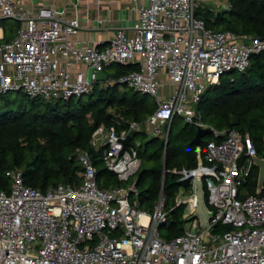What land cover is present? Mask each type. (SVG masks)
<instances>
[{"label": "built area", "instance_id": "1", "mask_svg": "<svg viewBox=\"0 0 264 264\" xmlns=\"http://www.w3.org/2000/svg\"><path fill=\"white\" fill-rule=\"evenodd\" d=\"M147 1L133 0L137 18L130 32L117 27L114 37L100 45L74 40L82 28V0H66L62 6L56 0H0V21L13 18L21 24L5 40L0 23V95L20 91L67 100L90 93L96 82L119 83L150 95L157 104L143 122L131 120L121 131L102 123L91 135V145L103 147L104 165L120 184L99 185L87 149L78 150L83 170L77 185L60 182L41 191L25 183L22 169L7 172L10 189L0 192V264H264V194L243 188L257 149L237 129L209 126L197 109L208 85L231 71H246L252 54L264 52V36L207 27L196 8L208 0ZM212 1L216 11L231 6L230 0ZM113 63L138 68L97 81L95 71ZM88 67H95L91 80ZM163 74L172 85L166 97ZM176 117L210 128L213 138L204 147L197 145L196 168L170 170L190 182L183 187L185 195L178 194L175 206L167 209L163 185L154 211L147 212L138 207V199L132 200L139 194L142 163L133 133L150 129L167 142ZM168 124L163 132L160 127ZM129 135L131 144L124 148ZM198 178L213 211L204 226L198 217L191 218L197 211ZM181 205L184 230L167 240L160 226Z\"/></svg>", "mask_w": 264, "mask_h": 264}, {"label": "trees", "instance_id": "2", "mask_svg": "<svg viewBox=\"0 0 264 264\" xmlns=\"http://www.w3.org/2000/svg\"><path fill=\"white\" fill-rule=\"evenodd\" d=\"M230 3L228 9H208L205 13L197 10L196 14L209 28L263 37L264 0H230ZM2 25L4 39L10 40L21 24L16 20L11 30L5 22ZM111 67L115 70L110 73L106 68ZM137 68L133 63H113L105 70L110 79H118ZM16 92L14 99L7 97L10 92L0 95V192L10 189L7 172L13 168L22 169L25 183L41 191L60 182L79 184L83 170L79 149L91 153L102 188L120 184L117 176L104 165L103 147L96 149L91 145V135L102 123L115 125L121 131L131 120L145 121L157 108L150 95L119 83L96 82L88 94L56 101ZM197 109L209 126L234 128L250 136L258 155L264 157V52L252 54L246 71H231L223 74L218 83L208 85ZM177 119L170 125L167 142L159 136L147 138L145 129L133 133L142 134L146 140L136 145L142 161L137 199L138 207L144 211H154L163 185L168 197L167 209L173 208L175 204L169 206L171 195L183 183L188 186L190 182L180 181L181 175L170 170L197 167L198 146L194 143L197 127L186 122L176 130ZM212 138L211 135L208 140ZM208 140L202 139L201 147L206 146ZM258 181L259 167L254 165L245 184L246 190L256 193ZM184 208V205L174 208L167 223L160 226L163 238L169 240L183 232ZM220 230L215 228L214 232Z\"/></svg>", "mask_w": 264, "mask_h": 264}, {"label": "crops", "instance_id": "3", "mask_svg": "<svg viewBox=\"0 0 264 264\" xmlns=\"http://www.w3.org/2000/svg\"><path fill=\"white\" fill-rule=\"evenodd\" d=\"M141 1L142 3L148 2L147 0ZM65 2L66 0H56L58 6L64 5ZM132 6L133 0H82V28L74 37V40L79 41L80 44L88 43L104 45L114 37L115 29L117 27H123L127 32H130V27L137 18V13ZM97 17L104 18V24L99 25L96 20ZM162 78L165 80L166 84H169L172 91V85L168 82L167 75L163 74ZM171 91H166L163 87L161 93L166 97ZM167 126L169 128V124L165 126V129ZM150 132L149 129V133ZM159 137L163 138L162 136Z\"/></svg>", "mask_w": 264, "mask_h": 264}, {"label": "water", "instance_id": "4", "mask_svg": "<svg viewBox=\"0 0 264 264\" xmlns=\"http://www.w3.org/2000/svg\"><path fill=\"white\" fill-rule=\"evenodd\" d=\"M95 71V67L87 68V77L89 80L92 79L93 73ZM96 80L97 81H107L109 78V74L102 68L97 69ZM210 128H198L196 136L194 138V143L196 145H201L203 137L210 134ZM133 136L129 135L123 142L124 148L131 144ZM254 163L259 167V181H258V192H262L264 188V157L259 155L253 157ZM196 202H197V211L192 215L191 218L198 217L200 219L201 225H207L210 222V219L213 215V211L209 209L206 200V190L203 179L198 178L196 180V188H195Z\"/></svg>", "mask_w": 264, "mask_h": 264}, {"label": "rangeland", "instance_id": "5", "mask_svg": "<svg viewBox=\"0 0 264 264\" xmlns=\"http://www.w3.org/2000/svg\"><path fill=\"white\" fill-rule=\"evenodd\" d=\"M213 8H214L213 1L212 0H208V1L200 2L198 4L197 8H196V11L197 10H200L202 13H205L208 9H211V10L214 11ZM2 22H5V24L7 25V29L8 30H11L12 28H14V25H15L16 20L13 19V18H7V19H3V20L0 21L1 24H2ZM106 70L111 73V72H113L115 70V67L106 68ZM234 74H236V73H234ZM164 88L166 89V91H171V88H170L169 84H165L164 85ZM16 96H17V92H15V91L14 92H10L7 95V97L10 98V99H14V98H16ZM176 118H179V117H176ZM176 122H177L176 123V130H177L178 127L186 124V121L184 119H182V118L177 119ZM160 128L163 129V132L165 131V127L164 128L163 127H160ZM133 136H134L133 140H134V143L135 144H140V143L146 141V140H144V136L142 134H139V135L135 134ZM150 136H155V135H154L153 132H150L149 133V131H148L147 138L150 137ZM210 137H211V135L208 134L205 137H203V139L208 140ZM184 186L185 185L183 183V185L180 186L181 188H179V190H177L176 193H174L173 195H171L170 204H169L170 208L174 204H176V196L178 194H180L181 196H184L185 195L186 191L184 192V190H183V187ZM243 188L245 190L247 189V187H245V186ZM137 198L138 197L136 195H133L132 200H134V199L137 200Z\"/></svg>", "mask_w": 264, "mask_h": 264}]
</instances>
